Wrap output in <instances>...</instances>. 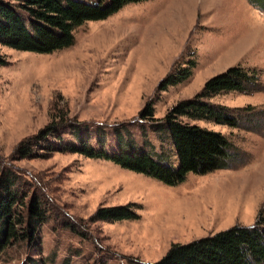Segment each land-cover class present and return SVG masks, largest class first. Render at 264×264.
Instances as JSON below:
<instances>
[{"label":"rangeland","instance_id":"rangeland-1","mask_svg":"<svg viewBox=\"0 0 264 264\" xmlns=\"http://www.w3.org/2000/svg\"><path fill=\"white\" fill-rule=\"evenodd\" d=\"M0 53L6 60L0 65V159L25 180L24 203L31 194L43 196L49 214L33 241L0 252V264H153L174 242L252 224L264 206V0L132 2L78 27L67 48L42 54L0 45ZM190 60L188 78L161 86ZM237 64L256 68L262 89L224 92L211 101L236 111L255 106L262 111V135L193 121L229 138L238 154L234 168L188 173L170 186L109 160L61 151L81 140L108 151L127 149L115 133L127 130L136 146L177 167L170 138L139 112L150 103L161 118ZM53 107L67 108L78 129L61 127L33 147L37 156L11 160L19 141L51 120ZM129 202L139 205V219L89 220L98 207Z\"/></svg>","mask_w":264,"mask_h":264},{"label":"trees","instance_id":"trees-1","mask_svg":"<svg viewBox=\"0 0 264 264\" xmlns=\"http://www.w3.org/2000/svg\"><path fill=\"white\" fill-rule=\"evenodd\" d=\"M138 1L142 0H0V45L42 54L61 50L74 44L78 27L88 21L105 19L125 4ZM5 63L0 53V65ZM194 64L190 60L188 67L176 68L179 74L169 73L161 86L188 78ZM261 89L259 71L237 64L207 79L195 95L175 103L161 118L154 117L153 107L147 103L139 117L149 121L155 132H164L170 138L179 162L177 167L160 157L155 159L146 148L136 146L127 130L125 134L115 130L119 141L123 140L119 143L128 146L127 149L120 146L117 151H108L81 140L76 146L63 145L61 151L109 160L170 186L184 181L188 173L206 174L216 169L234 168L231 163L238 154L231 150L229 138L193 121L245 127L262 135L258 129L263 119L259 116L261 110L248 104L236 111L211 101L212 97L224 92L250 94ZM56 109L52 108L51 120L37 133L19 141L11 160L37 156L33 147L61 127L78 129L77 124H71L66 116L67 108L57 112ZM142 128L145 131L146 127ZM234 164L241 165L237 160ZM24 181L12 163L0 159V252L20 240L33 241L38 227L48 219L43 196L31 194L24 203L28 192L21 189ZM138 207L134 202L98 207L89 220L139 219ZM153 264H264V206L252 224L238 223L187 243L174 242Z\"/></svg>","mask_w":264,"mask_h":264}]
</instances>
